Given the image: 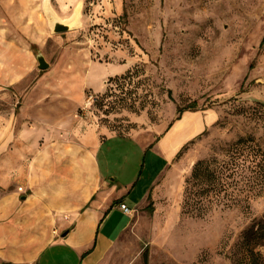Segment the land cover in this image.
Listing matches in <instances>:
<instances>
[{"label": "rangeland", "instance_id": "rangeland-1", "mask_svg": "<svg viewBox=\"0 0 264 264\" xmlns=\"http://www.w3.org/2000/svg\"><path fill=\"white\" fill-rule=\"evenodd\" d=\"M56 21L69 31L54 34ZM0 34L7 68L27 70L7 69L0 178L5 162L28 157L14 120L22 104H34L23 97L34 85L50 84L51 98L69 101L64 115L148 145L173 125L176 109L193 106L189 122L203 129L169 161L105 264H239L243 233L264 221V0H0ZM106 145L101 168L121 179L145 185L161 166L134 140ZM198 161L222 187L196 194L200 204L184 210ZM255 252L264 264V243Z\"/></svg>", "mask_w": 264, "mask_h": 264}, {"label": "crops", "instance_id": "crops-1", "mask_svg": "<svg viewBox=\"0 0 264 264\" xmlns=\"http://www.w3.org/2000/svg\"><path fill=\"white\" fill-rule=\"evenodd\" d=\"M0 41V97H5L11 85L6 83L7 69L19 77L27 70L7 68L4 34ZM13 85L16 90L21 87ZM34 86L23 94L34 104L28 110L22 104L14 120L16 137L29 145L19 154L28 157L2 166L6 178H0V264H105L133 227V215L144 208L169 161L203 124L197 130L189 122L195 114L185 111L150 147L131 136L111 135L75 115H64L72 109L69 101L51 98L50 84ZM121 138L138 142L140 153L161 161L148 184L138 185L134 175L124 180L101 168L105 145ZM150 166L143 165L138 179ZM122 204L129 215L121 211Z\"/></svg>", "mask_w": 264, "mask_h": 264}, {"label": "trees", "instance_id": "trees-1", "mask_svg": "<svg viewBox=\"0 0 264 264\" xmlns=\"http://www.w3.org/2000/svg\"><path fill=\"white\" fill-rule=\"evenodd\" d=\"M185 111L195 112L193 106L188 107V109H176V120H179L182 113ZM172 126L169 124L167 126V130ZM158 140V138H156ZM155 140V141H156ZM243 140H239L240 144ZM152 144L150 145V147ZM216 181V176L211 170L208 161H198L194 164L191 176L187 180V188L185 191V200L183 209L188 210L192 208L196 204L193 197L196 194L205 195L209 190H214L215 185L220 186L221 183ZM222 186H220L221 188ZM192 188H198V192H191ZM189 191V192H188ZM150 205V204H149ZM264 243V221L257 222L250 226L242 235L241 241L239 242L238 248L240 251L244 252V254L238 258L237 263H245V264H261V255L258 252H255V248ZM147 256L143 255V260L146 263Z\"/></svg>", "mask_w": 264, "mask_h": 264}, {"label": "water", "instance_id": "water-1", "mask_svg": "<svg viewBox=\"0 0 264 264\" xmlns=\"http://www.w3.org/2000/svg\"><path fill=\"white\" fill-rule=\"evenodd\" d=\"M68 31H69L68 26L63 25L57 21L52 23V32L54 34H63ZM37 63H38L37 68L39 70H46L49 67L48 63H46L45 60L40 56L37 57Z\"/></svg>", "mask_w": 264, "mask_h": 264}, {"label": "built area", "instance_id": "built-area-1", "mask_svg": "<svg viewBox=\"0 0 264 264\" xmlns=\"http://www.w3.org/2000/svg\"><path fill=\"white\" fill-rule=\"evenodd\" d=\"M19 191H21V188L18 189ZM120 209L123 213L129 215L130 214V210L125 206V205H120Z\"/></svg>", "mask_w": 264, "mask_h": 264}]
</instances>
